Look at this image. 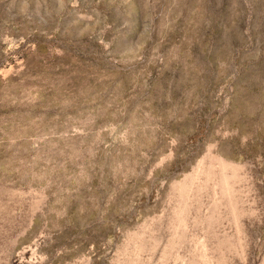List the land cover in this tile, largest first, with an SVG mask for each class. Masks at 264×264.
<instances>
[{"label":"rangeland","instance_id":"rangeland-1","mask_svg":"<svg viewBox=\"0 0 264 264\" xmlns=\"http://www.w3.org/2000/svg\"><path fill=\"white\" fill-rule=\"evenodd\" d=\"M0 264H264V0H0Z\"/></svg>","mask_w":264,"mask_h":264}]
</instances>
